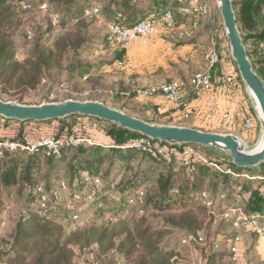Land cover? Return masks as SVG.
Instances as JSON below:
<instances>
[{
  "label": "trees",
  "instance_id": "trees-1",
  "mask_svg": "<svg viewBox=\"0 0 264 264\" xmlns=\"http://www.w3.org/2000/svg\"><path fill=\"white\" fill-rule=\"evenodd\" d=\"M189 1L182 0L180 3L175 0L171 9H168L176 29L188 19L187 25L191 34L176 40L182 46L197 44L198 39L207 34L209 26L212 27L211 21L204 23L205 15L193 13L186 15L182 12V9L189 5ZM49 2L53 10L62 8L68 12L67 19L76 18L75 22L78 24H75L79 26H75L73 32L56 38L53 48L42 46V40L49 39L54 28L49 19L47 27L42 29L39 37H35L31 29L26 30L24 39L34 43L33 48L27 57L18 61L15 57L14 35L21 28L20 15L32 12L34 7L25 0H0L2 101H5L3 96L8 95V90H36L44 84L43 81L50 82L52 74L56 76L55 84L65 89L74 74H87L89 70L81 66L78 59L83 48L86 49L90 44L81 28L83 13L91 8L87 7L90 0ZM141 2L142 0H104L99 14L112 17L111 23L126 28L144 12ZM200 2L203 4L207 0ZM23 4L27 5L28 9H24ZM40 7L41 5L38 10L42 13L47 14L51 11L48 6L44 11ZM233 8L245 46L249 42L253 44V49L247 51L248 57L255 72L264 80V0H234ZM155 10L154 7V12ZM194 23L197 25L195 29ZM106 40L107 37L106 45L116 50L115 56L122 59L126 48L120 45L112 47ZM200 46V52L205 51L208 41L200 42ZM219 69L220 64L211 71L213 78L217 77ZM186 86L189 87V81ZM122 92L127 91L121 90ZM156 114L164 119L159 112L156 111ZM78 118L80 116H72L61 121L45 123L16 121L14 129L17 137L14 139L20 140L26 136L29 128L42 129L45 126L53 127L57 138H65L69 134L63 135L62 131L70 128L67 122H73ZM103 124H105L103 134L111 140L110 146L96 143L69 145L64 147L58 156H47L44 149H39L27 155L25 159L18 152L2 154L0 188L18 195L17 198L23 205L20 210L24 211V214L18 218L12 234L0 239V264H75L73 249L70 247L85 251L92 246L95 247L92 264H172L171 259L175 254L167 249L170 245L166 242L170 229L182 231L187 237L202 232L204 244L196 246L197 255L205 258L206 264H219L220 256L217 253L225 247L229 264L230 253L226 242L235 236L237 231L230 219H222L221 224L230 225L234 232L225 234L226 231L221 230L222 232L215 237H209L211 235L208 228L216 224L218 218L216 219L209 209L202 206L200 194L206 192L212 199H218L213 208L216 215L215 208L224 202L264 221V176L257 177L262 182L255 186L250 182L243 183L239 179L242 176L231 177L225 169L230 168L234 172L242 173L244 169L233 166L224 154L202 147L198 148L205 155L206 162L196 161L191 168L179 165L174 158H153L139 148L128 146L130 139L140 138V135L123 130L117 125ZM3 125L8 126L9 122L5 121ZM135 153L149 158L155 165L151 167L152 169L144 171L145 186L132 189L136 182L130 184L131 180L125 181L128 180L129 170H126L127 165L124 163L136 158ZM209 154L216 156L217 160L209 158ZM65 161L67 168L61 170L59 164ZM106 161L108 167L102 178L99 175ZM83 167L87 168V171H83L81 169ZM114 170H117L118 177L122 170V177L113 188L120 189L118 192L120 195L119 199L115 200V207L109 208L106 201L112 196L109 192L112 183L109 186L108 181ZM246 170L249 169H245V172ZM59 174L65 175L60 177ZM66 175L70 178L66 179ZM135 175L133 180L137 179L139 174ZM95 180L99 181L98 186L95 185ZM237 187L242 188L240 193L236 191ZM220 188L223 190L219 191ZM137 189L143 192V200L141 204L133 206L128 200ZM65 192L70 194L68 208L65 202H62ZM221 195L224 199L219 200ZM5 204H8V201L0 198V213ZM87 210L94 212L92 217H88L90 222L95 221L100 225L89 224L87 218L83 227L67 230L62 227V222H59L69 220L71 224L78 225ZM151 212L164 214L162 229H156L147 217ZM75 216L76 219L73 220ZM2 222L0 218V223Z\"/></svg>",
  "mask_w": 264,
  "mask_h": 264
},
{
  "label": "rangeland",
  "instance_id": "rangeland-1",
  "mask_svg": "<svg viewBox=\"0 0 264 264\" xmlns=\"http://www.w3.org/2000/svg\"><path fill=\"white\" fill-rule=\"evenodd\" d=\"M175 0H142L141 6L143 7V13H141L135 21L144 18H150L153 16L159 17L165 10L171 9L174 5ZM25 2L33 5L34 9L30 13H25L20 15L21 28L14 35V45H15V57L18 61H21L27 57L32 48V42H28L24 39V32L31 29L35 37H39L43 28L47 27V23L50 20L51 14H56L59 17L60 25L54 26L52 29V34L49 39L42 40V46L46 48H53L54 40L58 37H63L69 32L75 30V26L78 23L74 19H67L69 15L68 12H65L62 8H58L56 11L50 6L49 0H25ZM90 0L87 7L100 9L104 5V0ZM159 2V4H157ZM161 2V3H160ZM42 4H46L50 8V12L47 14L42 13L38 10V7ZM157 4V5H156ZM206 4L208 5V14L205 15L206 19L204 23H209L211 21L212 27L210 28V35H208V43L211 44L215 42L214 47L225 50V53L228 55V61L231 59L228 40L225 37L223 22L220 14L219 0H207ZM155 7V12H154ZM90 9V8H88ZM86 9V10H88ZM84 19L81 23V28L83 33H85L86 38L89 40V45L86 49L83 48L81 57L78 59V63L81 66L87 67L89 70L87 74H74L71 78V82L68 83L65 89L63 86H58L55 84L56 76L52 74L50 82H44L40 88L36 90H8L7 94L3 96L6 102H15L22 105H40L43 103H59L67 100H76V101H95L102 103L112 109L119 110L131 117L140 119L144 122L156 125H174V126H183L187 127L191 125V120L178 121L173 123L171 120H164L160 115L156 114L155 106L152 104V99L161 97L158 94L147 95L152 89H159L162 85L170 83H180L186 85L188 81L193 78L197 73L204 72L206 69L205 54L208 50L200 53L197 58H190L186 55L187 50H182L180 47L182 45L176 42L177 38L174 34L173 38H168L167 42H162L156 38H142L139 39L127 46H125V55L122 59L115 56L116 50H112L111 47L106 45L105 39L108 36L107 26L111 23L108 15L98 14L96 16H85L83 13ZM72 20L74 23H72ZM134 21V22H135ZM188 19L184 21V24H180L177 30L182 33L190 32V28L187 25ZM76 23V24H75ZM178 33V32H177ZM191 34V32H190ZM178 35V34H177ZM187 37V36H186ZM185 37H182V39ZM107 41V40H106ZM215 50V49H214ZM216 51V50H215ZM203 53V54H202ZM71 56V55H70ZM69 56V57H70ZM233 62V60L231 59ZM115 62H122V68L116 69L113 68ZM235 68L237 69L236 64L233 62ZM205 66V67H204ZM88 77H87V76ZM188 88V87H187ZM2 89L0 85V90ZM121 90H126L127 92H122ZM158 93V92H157ZM128 98H125L126 96ZM131 96V97H130ZM252 114L255 119L256 129L252 133H248L244 130L240 131L239 129L231 128L225 129L221 127V131H218L221 134H233L234 136L241 139L244 143L247 151L254 150L260 141V126L258 120L252 111ZM1 120V119H0ZM2 123V122H1ZM69 129L63 130V135L68 137L80 138L84 140L86 145L90 143L103 144L104 134L103 130L106 122L96 121L92 118L80 117L73 122H67ZM56 124H54L55 126ZM72 128V130H70ZM53 127H43L42 129L29 128L27 130L26 136L34 140L45 139L49 137H57V133L53 130ZM12 129L6 130V127L2 126V136L8 137L11 140L15 141L16 133L11 131ZM75 134V135H73ZM198 147V146H196ZM24 156V159L30 153L28 152H18ZM136 158H131L127 160L124 165H127V179L125 181H130V184L135 183L134 188H143L145 184L143 183V176L147 170L152 169L155 164L147 157L141 156V154L135 153ZM209 158L216 159L217 157L209 154ZM69 158V157H68ZM67 158V159H68ZM67 162L59 164L61 170L67 168ZM108 167L107 161L102 166L100 171V177L104 178V174ZM83 171H87L85 167L81 168ZM124 167L122 168V170ZM1 170V169H0ZM122 170L117 175V170L112 172V175L109 178V186L112 183L109 192L112 194L106 203L110 208L115 207L116 198L119 199L120 189H113L115 185L119 182L122 177ZM142 171V172H140ZM242 171V170H240ZM44 173V172H43ZM236 175L242 176L241 179L243 183L250 182L254 186L259 182L257 177L264 176V164L260 165L257 168H252L242 172L236 171ZM126 174V173H125ZM137 175V179L133 178ZM60 177H64L65 174H59ZM72 176V175H71ZM117 176V177H116ZM69 179L70 177H65ZM54 180V179H53ZM104 181L106 179H103ZM51 185V184H50ZM148 185V184H147ZM252 185V184H251ZM129 190V193L130 191ZM223 190L222 188L219 189ZM138 191V189L136 190ZM217 191V192H219ZM135 194V192H134ZM132 194V196L134 195ZM70 194L65 192L62 199V202H65V206L69 207ZM77 196V195H76ZM131 196V195H130ZM14 192L6 191L3 188H0V198L1 200H7L8 204H5L7 211L4 212L5 208L2 209L0 213V218L3 221L0 223V239H5L7 236L11 235L20 215L24 214V211L20 210V207L23 206L19 201V197ZM114 197V198H113ZM130 199V198H129ZM129 201V200H128ZM215 210L218 214V222L212 227L208 228L210 232L209 237H215L216 234L222 230L226 233H233L234 230L228 224H221V220L226 217V214L229 210L232 212L237 211L238 209L232 207V205L225 204L224 202L217 205ZM93 210H87L83 213L81 223L78 225L71 224L69 220H60L62 222V227L71 230L74 228H80L85 225V222H90L92 217ZM94 213V212H93ZM96 215V214H95ZM162 213H149L147 217L151 220L152 224L155 225L156 229H162ZM89 220H85V219ZM72 219V217H71ZM76 219V216L73 217V220ZM85 220V221H84ZM64 221V222H63ZM232 222V221H231ZM97 224L95 221H91L89 224ZM78 226V227H77ZM236 230V229H235ZM221 231V232H222ZM237 231V230H236ZM236 233L241 235V255L246 261V264H264V242L259 241L258 238L254 235L251 229L245 227L241 231ZM220 234V233H219ZM182 231L170 229L169 235L166 237V242H169L168 250L175 254V257L183 259L187 262L190 260L191 255H196L198 253V245H191L183 247L181 243L182 239L186 238ZM74 254V263L75 264H92L94 261L95 247L92 246L85 251H79L77 248H72ZM225 247L220 249V252L217 253L220 256L219 264H227V259L225 254ZM201 258H203L201 256ZM205 260V258H203Z\"/></svg>",
  "mask_w": 264,
  "mask_h": 264
},
{
  "label": "built area",
  "instance_id": "built-area-1",
  "mask_svg": "<svg viewBox=\"0 0 264 264\" xmlns=\"http://www.w3.org/2000/svg\"><path fill=\"white\" fill-rule=\"evenodd\" d=\"M138 1V0H133ZM182 2V0H177ZM189 5L182 9V12L186 15L193 14H208V5L206 3L201 4L200 0H190ZM24 9H28V6L23 4ZM41 10H46L47 5L43 4L40 7ZM85 16H96L99 14L98 8H90L84 11ZM50 23L52 26H57L59 23V17L56 14L50 15ZM197 27L196 23L193 24V28ZM108 36L107 40L110 46H127L142 38H156L162 42H167L168 38H173L174 34L178 39L182 37H188L190 32L182 33L175 27L170 11H164L159 17L153 16L150 18L140 19L130 26L124 28L116 24H110L107 26ZM178 32V33H177ZM178 34V35H177ZM264 55V46H263ZM205 62L207 68L204 72L197 73L189 82V92L193 96V100L187 102L185 100L187 94V86L180 83H170L162 85L159 89H152L147 95L151 96L155 93L163 98L167 105L173 106L179 112V116L175 117V120L184 121L189 119L202 120L208 127L212 126L216 119L222 128L231 129L235 127V120L237 119V125L241 130L248 133H252L256 128L254 116L247 109V105L243 100L235 102L236 108L223 107V104L216 100V95H225L228 101H232L235 98L237 88L239 85V73L235 68L233 62L223 61L221 55L214 49H210L205 54ZM220 64V69L216 78L212 77L211 71ZM122 62H115L112 65L113 68H122ZM158 92V93H157ZM155 94V95H156ZM161 108H157L160 112ZM2 121L0 120V157L4 152L16 153V152H28L34 153L39 149H44L47 156H58L61 150L69 145L77 146L84 143L83 139L74 137H49L40 140H34L28 136H23L20 140H11L8 137L2 136ZM129 147H136L146 152L153 158L164 157L167 159L174 158L181 166L191 168L194 162H206L205 155L194 145L187 146H169L162 144L158 141L153 142L147 138H133L128 142ZM227 174L231 177L237 176L236 172L230 168L225 169ZM95 185H99V181H94ZM236 191L240 193L241 187H237ZM91 197V196H90ZM88 197V198H90ZM143 192L138 190L129 199L130 205H138L142 203ZM201 204L205 208L210 210V213L217 219L213 208L218 202V199H212L211 196L202 192L200 194ZM224 199L221 195L219 200ZM7 209L4 211L6 212ZM224 219H230L233 228L237 231L243 230L247 227L251 229L254 235L259 241L264 242V221H261L256 216H249L242 210L238 209L235 212L229 210ZM183 246L198 245L203 246L204 235L202 232H198L195 236H189L182 239ZM226 245L230 253L229 264H246V261L241 255V235L236 234L232 238L228 239ZM172 264H187L186 261L178 257L171 259ZM188 264H206V261L199 257V255H191Z\"/></svg>",
  "mask_w": 264,
  "mask_h": 264
},
{
  "label": "water",
  "instance_id": "water-1",
  "mask_svg": "<svg viewBox=\"0 0 264 264\" xmlns=\"http://www.w3.org/2000/svg\"><path fill=\"white\" fill-rule=\"evenodd\" d=\"M233 3L234 0H219V8L231 59L237 66L240 80L260 126V141L252 151H247L241 139L233 134L150 124L95 101L67 100L59 103L22 105L0 100V118L7 121L45 123L61 121L72 116L88 117L117 125L153 142L180 147L194 145L222 153L238 169L257 168L264 164V82L255 72L248 57Z\"/></svg>",
  "mask_w": 264,
  "mask_h": 264
},
{
  "label": "crops",
  "instance_id": "crops-1",
  "mask_svg": "<svg viewBox=\"0 0 264 264\" xmlns=\"http://www.w3.org/2000/svg\"><path fill=\"white\" fill-rule=\"evenodd\" d=\"M210 25H212V24L210 23ZM209 27L211 28V26H209ZM210 28H208L207 34L202 35L198 39L197 44H195V45H185V46H181L180 49H182L184 51L187 50L186 51V55L188 57H190V58L191 57L192 58H197V56L199 55L198 53H200V49H201L200 42H202V41H208V35H210ZM215 45H216V43L215 42H212V39H211V44L208 43V46L205 49V51L206 50L209 51L210 49H215L216 52H218L221 55V58L223 59V61H228L227 59H229V58L227 57L228 55L225 53V50L224 49H221V51H220L219 48L214 47ZM245 47H246V50L247 51H251L253 49V44L251 42H249L248 45L245 46ZM263 82H264V80H263ZM188 89L189 88L186 89L187 90V94H186L185 100L187 102H190V101L193 100V96H192L191 93H188L189 90H190V89L189 90ZM216 100L218 102H220L221 104H223V107H227V105L230 104L229 107H231V108H236V105H235V102L236 101L243 100L245 102V105H247V109L252 114V111L253 110H252V107L250 105V102H249V100L247 98V95L245 93V89H244V86H243L241 80H239V85H238V88H237V92H236L235 98L232 99L231 102L228 101L226 99L225 95H222V94L216 95ZM151 101H152V104L155 106V108L156 107L157 108H161V110H160L159 113L164 117L165 120L166 119L167 120H171V121H173V123H176L173 119H175V117H178L179 116L178 110H176L173 106L167 105L166 102L163 100L162 97L154 98ZM156 111H157V109H156ZM86 118H88V117H86ZM3 120L4 119H1L2 125L4 124L5 121H7V120H4V121ZM218 121L219 120L216 119L215 122L213 123V125L210 126V127H208L202 120L192 119L191 120V123L192 124L189 125V126H187V127L195 128V129L202 130V131H206V132H216V133H219L218 131H221V126H220V124H219ZM8 122H9V125L8 126H4L3 125V127H6V130L12 129L11 131L14 132V133H16V130L14 129L15 128L14 127V122H16V121H8ZM235 128L236 129H239L241 131L240 127L237 125V119L235 120ZM102 143H103L102 145H104V146H110L111 145V140L108 137L105 136Z\"/></svg>",
  "mask_w": 264,
  "mask_h": 264
}]
</instances>
